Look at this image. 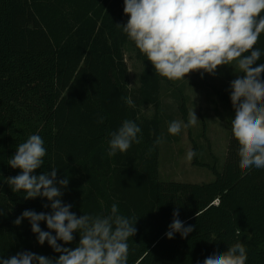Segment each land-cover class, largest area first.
Returning a JSON list of instances; mask_svg holds the SVG:
<instances>
[{
	"label": "trees",
	"instance_id": "trees-1",
	"mask_svg": "<svg viewBox=\"0 0 264 264\" xmlns=\"http://www.w3.org/2000/svg\"><path fill=\"white\" fill-rule=\"evenodd\" d=\"M123 8L124 0H0V256L30 251L55 260L60 255L47 241L38 243L27 219L13 223L26 209L51 211L43 207L50 204L46 198L25 200L24 192H13L7 184L8 177L20 173L8 165L9 158L38 134L46 155L34 174L55 167L58 179L67 176L62 201L72 205V212L108 215L116 203L119 214L137 219L127 264H203L236 242L246 246V264H264V168H239V144L231 130L220 168L215 162L204 164L191 140L197 153L192 165L209 170L214 181L159 180L160 145L153 144L162 135L159 108L167 80L117 27L128 20ZM255 47L262 52L257 64H264V33ZM127 52L140 66L134 89ZM177 93L178 112L187 123L186 98ZM217 96L233 119L230 93ZM122 97H130L134 106ZM146 107L153 109L151 117L141 114ZM125 119L141 128V142L109 157V134ZM177 208L185 226L195 228L187 238L175 233L168 239ZM40 227L50 231L46 222ZM73 235L70 244L58 243L74 249L80 236Z\"/></svg>",
	"mask_w": 264,
	"mask_h": 264
},
{
	"label": "clouds",
	"instance_id": "clouds-1",
	"mask_svg": "<svg viewBox=\"0 0 264 264\" xmlns=\"http://www.w3.org/2000/svg\"><path fill=\"white\" fill-rule=\"evenodd\" d=\"M123 12L128 16L126 24H116L146 56L159 76L169 81H179L193 72L215 75L223 66H231L237 74L230 82V100L234 109L231 131L238 141L239 168H264V64H257L262 57L255 45L264 33V0H124ZM242 74V75H240ZM134 106L130 97H122ZM101 116L98 123L103 122ZM200 120L190 112L187 123L174 120L167 132L179 135L183 128L197 125ZM141 128L132 120L125 119L111 132L107 155L126 153L133 143L139 144ZM165 142L158 136L153 148ZM152 151V149H149ZM46 155L44 140L38 134L30 135L20 143L8 165L20 169V173L7 178L13 192H24V199L46 198L50 204L44 208L50 212L26 209L13 223L17 226L24 219L31 225L40 245L47 241L56 253L53 260L30 251L17 252L4 258L0 264H127L128 240L136 235L137 219L119 214L116 203L108 215L77 216L72 205L62 201L63 191L69 179L57 178V169L36 175ZM197 153L189 150L186 160L191 162ZM3 214V209H0ZM197 215V214H196ZM166 237L175 233L187 238L194 225L185 226L179 219L178 208L172 213ZM46 222L47 229L40 227ZM55 232V235L52 233ZM78 232L80 240L74 249L64 247L74 240ZM246 246L236 242L224 252H215L203 260V264H246Z\"/></svg>",
	"mask_w": 264,
	"mask_h": 264
},
{
	"label": "rangeland",
	"instance_id": "rangeland-1",
	"mask_svg": "<svg viewBox=\"0 0 264 264\" xmlns=\"http://www.w3.org/2000/svg\"><path fill=\"white\" fill-rule=\"evenodd\" d=\"M125 60L129 71V87L134 89L138 85L140 66L130 52L125 54ZM236 76L233 67L223 66L216 70L215 75L204 73L203 78L200 72H193L179 81L165 78L167 81L162 83L159 108L163 120L162 135L165 138L159 148L160 181L189 184L214 181V175L209 170L193 166L192 161H187L185 157L187 151L192 150L191 140H194L204 164L215 162L219 168L223 165L231 138V110L220 103L217 94L230 93V82ZM178 90L186 98L188 115L194 111L200 121L189 130L183 128L179 135L173 136L167 132L169 123L174 120L182 121L176 100L178 95L175 96ZM141 112L146 117L153 115L150 107Z\"/></svg>",
	"mask_w": 264,
	"mask_h": 264
},
{
	"label": "crops",
	"instance_id": "crops-1",
	"mask_svg": "<svg viewBox=\"0 0 264 264\" xmlns=\"http://www.w3.org/2000/svg\"><path fill=\"white\" fill-rule=\"evenodd\" d=\"M160 103H161V100H160Z\"/></svg>",
	"mask_w": 264,
	"mask_h": 264
}]
</instances>
